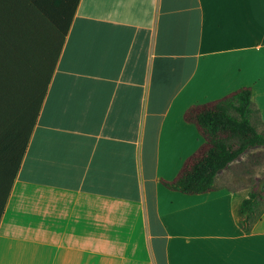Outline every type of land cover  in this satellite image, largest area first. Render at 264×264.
<instances>
[{"label":"crops","instance_id":"crops-1","mask_svg":"<svg viewBox=\"0 0 264 264\" xmlns=\"http://www.w3.org/2000/svg\"><path fill=\"white\" fill-rule=\"evenodd\" d=\"M245 86L264 125V0H80L0 264H264V212L243 228L234 164L206 193L161 182L204 141L185 111Z\"/></svg>","mask_w":264,"mask_h":264},{"label":"trees","instance_id":"trees-1","mask_svg":"<svg viewBox=\"0 0 264 264\" xmlns=\"http://www.w3.org/2000/svg\"><path fill=\"white\" fill-rule=\"evenodd\" d=\"M79 1L0 0V220ZM257 113L250 86L191 105L184 119L195 124L204 141L174 179H161L163 185L186 194L213 191L221 172L246 153L253 172L264 163ZM249 179L248 196L239 207L246 230L264 212V189L257 177Z\"/></svg>","mask_w":264,"mask_h":264},{"label":"rangeland","instance_id":"rangeland-1","mask_svg":"<svg viewBox=\"0 0 264 264\" xmlns=\"http://www.w3.org/2000/svg\"><path fill=\"white\" fill-rule=\"evenodd\" d=\"M256 119V117H255ZM257 121V120H256ZM257 128L259 130H263L264 131V125H259L258 122L256 123ZM259 150V149H257ZM249 154H244L240 160H237L234 163L235 166V174L236 176H241L242 180L241 182L244 183L246 186L251 187V180L249 179L250 177H257V179L260 182V186L264 189V163L260 166H257L253 172H250L249 170ZM239 173H241V175H239ZM221 180L223 181V177L221 178ZM220 180V182H221Z\"/></svg>","mask_w":264,"mask_h":264}]
</instances>
